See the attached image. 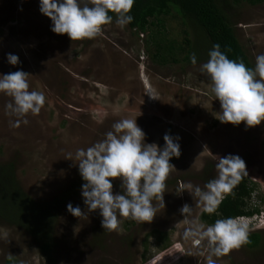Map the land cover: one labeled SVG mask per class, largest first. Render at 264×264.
I'll list each match as a JSON object with an SVG mask.
<instances>
[{
  "label": "rangeland",
  "instance_id": "374dc122",
  "mask_svg": "<svg viewBox=\"0 0 264 264\" xmlns=\"http://www.w3.org/2000/svg\"><path fill=\"white\" fill-rule=\"evenodd\" d=\"M223 1L254 68L256 56L264 53V1ZM165 22L167 38L196 46L197 35L186 20L171 15ZM51 27L52 21L40 12V0H0V75L25 71L31 74L29 91H42L46 97L38 115L29 113L27 124L14 127L17 117L6 110L12 98L0 93V162H15L18 179L32 197H66L55 227L54 264H206L208 242L197 245L185 239L189 225L180 212L188 204L192 215L187 219L205 223L200 219L203 207L188 191L177 190L182 183L203 189L217 176L216 157L229 154L245 161L249 184L254 185L249 205L259 209L252 221L236 219L248 226V233L259 232L261 241L213 259L216 264H264V121L254 127L220 122V103L201 70L209 55L197 58L195 65L157 63L145 48L150 31L129 25L121 29L115 17L94 39L71 41ZM202 49H209L204 39ZM8 54L18 56L19 63L9 64ZM123 119H136L145 143L160 148L165 134L179 137L181 155L169 161L175 169L166 180L165 208L153 221L141 224L118 216L119 230L109 231L102 228L98 209L87 213L75 153L103 140ZM69 153L73 160L67 159ZM121 183L112 180L113 194H123ZM69 203L85 216L71 215ZM0 264L48 263L29 233L0 222Z\"/></svg>",
  "mask_w": 264,
  "mask_h": 264
},
{
  "label": "clouds",
  "instance_id": "9594fccd",
  "mask_svg": "<svg viewBox=\"0 0 264 264\" xmlns=\"http://www.w3.org/2000/svg\"><path fill=\"white\" fill-rule=\"evenodd\" d=\"M133 5L134 0H40V12L52 21L51 31L58 35L66 34L74 41L102 35L104 26L113 22V15L109 13L115 15V23L123 29L134 19L129 15ZM208 55L209 59L201 70L210 77L211 91L220 103V122L233 125L244 122L246 127L260 125L264 121V53L256 56L254 68L247 67L243 61L229 59L219 44L213 45ZM189 59L193 65L197 63L195 53ZM7 60L13 66L19 63V57L13 54H8ZM30 75L22 70L0 75V93L12 98L6 110L17 117L14 127L27 124L25 117L29 113L38 115L46 102L42 91H29ZM144 86L150 93L151 88ZM112 129L103 140L87 149H77L75 160L85 182L81 196L87 213L98 209L102 228L116 231L121 224L118 216L141 224L151 223L157 212L165 208L166 180L175 169L169 161L172 157L179 158L181 151L179 137L169 134L163 137V148L155 143H145L146 134L136 119L118 121ZM67 159L73 160L71 153ZM216 160L217 176L210 179L203 189L182 183L177 190L178 194L188 191L194 195L204 212L209 214L215 213L223 199L234 194L233 189L248 176L246 163L238 155L229 154L216 157ZM114 179L121 180L123 194H113ZM66 207L74 217L86 214L71 203ZM180 212L189 225L184 231L185 239H192L197 245L205 240L208 242L206 264H216L213 257H222L249 243L248 226L237 219L245 217L252 221L257 215L217 219L214 224L206 225L198 218L187 219L192 215V207L188 204H184Z\"/></svg>",
  "mask_w": 264,
  "mask_h": 264
},
{
  "label": "trees",
  "instance_id": "16d2710c",
  "mask_svg": "<svg viewBox=\"0 0 264 264\" xmlns=\"http://www.w3.org/2000/svg\"><path fill=\"white\" fill-rule=\"evenodd\" d=\"M250 3L264 0H248ZM115 17L114 14L109 13ZM129 15L133 21L131 29L150 31L145 48L157 63L190 62V55L206 58L213 45L219 44L220 50L229 59L253 68L238 38L234 26L229 19L226 3L223 0H134ZM177 16L179 20L188 22L197 35L196 46L186 47L165 35V20L169 16ZM203 39L209 49H202ZM187 42V41H186ZM189 45V42H188ZM247 176L233 189L234 194L227 195L215 213L202 212L200 219L206 224H214L217 219L228 217L251 216L259 212L258 207L250 206L254 185H250ZM66 197L59 196L48 200L32 197L21 185L13 160L0 162V222L20 227L30 234L42 257L48 264H54L55 227L59 222ZM155 232V231H154ZM158 233L157 239L162 238ZM249 248L256 247L261 241L257 231L248 233ZM164 243L163 246H165ZM147 243L144 250H147ZM145 252V251H144ZM142 253V260L146 258Z\"/></svg>",
  "mask_w": 264,
  "mask_h": 264
}]
</instances>
